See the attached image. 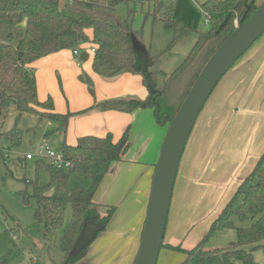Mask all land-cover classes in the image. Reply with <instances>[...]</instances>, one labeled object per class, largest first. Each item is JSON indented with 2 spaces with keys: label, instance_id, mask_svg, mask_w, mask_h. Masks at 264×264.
<instances>
[{
  "label": "trees",
  "instance_id": "obj_1",
  "mask_svg": "<svg viewBox=\"0 0 264 264\" xmlns=\"http://www.w3.org/2000/svg\"><path fill=\"white\" fill-rule=\"evenodd\" d=\"M124 1L129 0H0V24L9 29L4 41L0 42V117L11 108L17 111L18 120L25 114H36L41 121L57 124L56 131L66 134L72 114L53 112L51 101L39 102L37 80L30 66L61 51L74 52L91 44V48L96 49L92 55L93 69L97 74L106 78L126 73L140 75L148 91L144 100L111 99L96 107L125 113L151 109L160 125L169 126L185 99V96L181 98V94H185L182 88H191L210 57L236 29L235 21L243 23L259 7L257 0H209L203 4L201 8L208 19V31L199 34L184 62L165 78L164 72L156 67L164 54L150 55L144 69L131 35L117 20L116 6ZM24 23V28H18ZM166 24L175 33L174 43L192 34L177 21H167ZM211 45L215 50L207 55L201 67L203 54L209 52ZM193 73V81L189 84L187 80ZM161 77L164 82L160 85L158 79ZM81 80L93 93L92 80L82 76ZM37 107L51 110L40 112ZM21 142L22 136L17 129L0 133V144L10 151L19 147ZM130 146V129L127 128L118 140L108 134L103 138L83 137L75 147L65 143L60 150L73 161L70 169H59L52 163L38 161V170L48 174L49 184L40 186L34 182L33 194L24 193L22 196L27 204L35 201V219L41 225V239L48 252L55 233L64 224L68 205H71L73 214L59 242L64 259L52 264H77L87 256L90 246L74 252V244L86 224L96 223L102 227L95 239L107 229L117 207L108 206L102 214L95 196L111 166L124 160ZM0 159L5 163L8 160L3 152ZM72 175L90 180L91 187L87 190L71 189ZM51 186H55V193L46 194ZM236 220L247 226H237ZM227 229L236 231L237 241L227 248L208 249L209 240ZM162 249L184 253L181 264H258L253 252L256 249L264 252V153L195 247L187 250L182 245L164 243ZM49 254L52 257L51 251ZM0 264H8V260L3 257Z\"/></svg>",
  "mask_w": 264,
  "mask_h": 264
},
{
  "label": "rangeland",
  "instance_id": "obj_2",
  "mask_svg": "<svg viewBox=\"0 0 264 264\" xmlns=\"http://www.w3.org/2000/svg\"><path fill=\"white\" fill-rule=\"evenodd\" d=\"M208 1L209 0H151L149 2L148 0H129L119 3L116 6L115 14L124 30L131 35L135 48L139 53L143 68H146L150 55L157 57L158 55L164 54L162 59L157 61L156 67L164 72L166 78L187 58L195 46L199 34L208 31V19L201 8V6ZM258 1L261 2L262 0H257V2ZM167 21L179 22L181 25L190 29L192 34L174 43L175 33L167 26ZM236 23H238L237 20L235 21V26ZM7 27L8 26L5 24H0V42H3L4 38L9 33ZM20 27L24 28L25 23L18 28ZM260 41L261 39L257 41L246 54H248ZM88 46L90 48L92 47L91 44ZM213 50H215L214 46L211 45L209 52L203 54L205 57L203 56L201 67L204 65L206 58H208L207 55L209 53L211 54ZM241 59L238 63L241 62ZM238 63L229 74L238 66ZM193 76L194 73L187 80V83L190 84V82L193 81ZM227 79L228 78L225 77L220 82L219 86L208 100L193 129L181 161L179 179L176 182L177 184L175 185L172 200L173 205L169 220V228L167 229V239L170 241L171 238L175 236H182L177 243L180 242L178 245L181 244L183 248H190L195 243H198L199 240L203 239L202 236L209 224V221H206L207 217L205 218V215L210 209L215 208L212 217H215L218 213L220 216L224 203L232 196L231 194L235 192L234 190L238 180H235V177L231 180L230 177L233 175V171L239 170L240 168L245 170L251 164H255L264 153V115H262L260 116L261 123L255 132L251 128L252 123H245L243 133L248 131V136H241L239 133H233V131L231 134H225V128H221L218 134L219 140L211 142L209 147H206L204 150V152L210 150L211 152H205L202 155V158L206 161L204 168H202V175H197L194 181L193 178L195 174L191 171L187 176L188 178L185 179V174L192 169L194 164L195 150H197L195 143L200 136V127L208 115H213L212 108L219 104L218 100H220V93L229 83ZM158 82L160 85L163 84L164 77L159 78ZM190 89L191 88L187 86L183 87L182 92L185 94H181V98L183 96L186 97ZM179 96L180 94L178 97ZM235 112V108L229 109V117H233ZM256 115L257 114L254 116ZM17 117V111L12 108L4 116L0 117V133L7 134L13 129H17L22 136L21 145L12 150L10 155L11 158L8 159L6 163L0 159V259L5 257L8 260V264H52L54 261L59 263L64 259V254L59 247V242L73 218L71 205L67 207L63 226L57 230L53 238V243L50 244L51 257L49 254L50 251L48 252L46 244L43 243L41 239V225L38 224L35 219V201L32 200L30 204H27L22 195L24 193L33 194L34 188L32 183L34 182H38L40 186H47L49 184L48 174L44 170H38L39 160L35 158L28 161L25 160L24 156L29 153H36L42 144L52 149H61L64 141L55 127L49 126L48 120L41 121L38 115L32 113L25 114L20 120H18ZM154 118L157 122L156 116H154ZM157 124L159 123L157 122ZM156 136L157 140L158 133ZM146 137L147 136L141 139L138 146L132 150V154L129 153V160L134 158L135 151L138 153L140 152V148ZM216 148L217 152L215 155L214 150H216ZM260 150L263 152L258 156L257 154ZM222 151H229L225 158L221 156L223 155ZM146 152L149 160L152 159L153 155L151 153V148H149V150L146 149ZM212 153L214 159L210 161ZM143 157L145 158L144 163H146L148 157L147 155ZM144 167H148V165H144ZM206 171L207 173L203 174V172ZM110 173L111 172H109V174ZM140 173L139 171V175ZM109 174L104 184H102V188L106 192V208H108L107 205L117 207L116 214L112 220L114 219L115 221V217H117L116 219H124L129 216H134L138 209L136 205L132 203V201L135 200L128 198V191L132 186L122 191V185H117L122 181L117 182V180L112 178L115 173ZM139 175L135 176L138 177ZM189 176H193L192 179L189 178ZM91 185L92 182L84 177L78 175L71 176V189L82 188L87 190ZM122 192L127 196L123 197ZM54 193L55 186L49 187L46 192V194L49 195ZM185 193L187 196L184 200ZM102 209L104 208L101 206V212L103 211ZM236 224L237 226H245L240 224L238 220H236ZM104 232L101 233V237ZM98 239L99 236L91 244L89 252H91L92 247ZM236 241V231L234 229H227L220 231L217 235L212 237L209 240L207 248L212 250L223 249ZM102 243L103 241L101 242V249L103 250ZM165 245H167V243H165ZM248 249H250V247H248ZM171 252V256L167 259L169 262H175L178 257H180V261L184 258V253ZM165 253H167L166 250L161 252L158 264H168L167 261H165ZM253 254L258 264H264V252L262 250L256 249Z\"/></svg>",
  "mask_w": 264,
  "mask_h": 264
},
{
  "label": "crops",
  "instance_id": "obj_3",
  "mask_svg": "<svg viewBox=\"0 0 264 264\" xmlns=\"http://www.w3.org/2000/svg\"><path fill=\"white\" fill-rule=\"evenodd\" d=\"M257 3L261 5L264 3V0ZM90 50L91 48L87 46L84 52L88 54V58H85V60L82 59L83 53L78 57L74 55L72 50H64L33 63L30 68L36 76L39 102L46 103L51 101L53 112L72 114L66 134H63L59 130L57 131L63 138V145L66 143L75 147L83 137L94 136L103 138L108 134H112L114 139L118 140L127 128L130 129V149L123 161L116 162L111 166L110 169H113L108 174L115 173L112 178L117 180V182L122 181L117 184L119 186L122 185V191L132 186L128 191V198L135 200L132 203L136 205L138 210L132 217L129 216L124 219H116L117 217H115V221L113 219L110 222L102 237L101 235L99 236L91 252L88 251L87 256L77 264H134L142 239L153 177L167 135L168 126L157 124L154 112L151 109H138L131 113H125L112 110L105 111L97 108L96 106L101 102L111 99L144 100L148 96V91L140 75L126 73L116 78H106L97 74L93 69V55L90 53ZM81 76L92 80L93 93L89 85L84 80H81ZM226 77L229 83L220 93L219 104L212 108L213 115H208L200 127V136L195 143L197 150H195L194 164L192 169L185 174V179L188 178L187 176L191 171L195 174L194 181L197 175L201 174L206 162L202 158V155L205 152H211V150L205 152L204 150L206 147H209L211 142L219 140L218 134L221 128H225V134H231L233 131L235 134L239 133L241 136H248V131L243 133L245 123H252L251 128L254 132L259 127L261 123L260 116L264 115V112H262L264 111V36ZM232 108H235L236 112L233 117H229V109ZM37 110L48 112L51 108L44 109L37 107ZM255 114L257 115L254 116ZM48 124L55 127V129L58 128L55 123L53 124L49 121ZM157 133L158 139L156 140ZM145 136L147 137L140 148V152L135 151L134 158L129 160V153L132 154V150L138 146L141 139ZM149 148H151L153 155V158L150 160L146 152V149L149 150ZM214 151L216 155L217 148ZM262 152V150L258 151L257 155L259 156ZM213 153L210 161L214 159ZM228 153L229 151H222L223 155L221 156L225 158ZM144 155L148 157L146 163H144ZM256 163L251 164L245 170L240 168L233 171V175L230 177L231 180L234 177L235 180H238L234 194L240 184L253 171ZM144 165H148V167H144ZM139 171L141 172L140 175ZM207 171L203 172V174H206ZM108 174L105 176L95 196V202L99 205V211L101 212V206L104 208L102 209V214H105L106 211V192L102 188V184H104ZM135 175L139 176L136 177ZM192 177L189 176L191 179ZM178 179L179 173L177 181ZM234 194H231L232 196L224 203L222 210ZM122 196L125 197L127 195L122 192ZM184 196L185 200L187 194L185 193ZM214 209H210L205 215V218L207 217L206 221H209L205 231L206 234L209 231L210 225L219 216L218 213L215 217H212ZM205 233L202 236L203 238L206 236ZM181 237L175 236L168 241L166 231L165 243L178 246L180 242L177 243V241ZM102 241L103 250L101 249ZM198 243L184 249H192ZM164 250L167 251L165 253V261H167L172 252L167 249H162L161 252ZM184 259L185 255L181 261L180 257H178L175 262L167 261V263L181 264Z\"/></svg>",
  "mask_w": 264,
  "mask_h": 264
},
{
  "label": "water",
  "instance_id": "obj_4",
  "mask_svg": "<svg viewBox=\"0 0 264 264\" xmlns=\"http://www.w3.org/2000/svg\"><path fill=\"white\" fill-rule=\"evenodd\" d=\"M264 36V3L210 57L168 127L156 165L142 239L134 264H158L169 222L183 155L195 125L213 92L238 61ZM88 58L84 52L82 59ZM146 69V68H145ZM102 227L86 224L74 252L91 246Z\"/></svg>",
  "mask_w": 264,
  "mask_h": 264
},
{
  "label": "built area",
  "instance_id": "obj_5",
  "mask_svg": "<svg viewBox=\"0 0 264 264\" xmlns=\"http://www.w3.org/2000/svg\"><path fill=\"white\" fill-rule=\"evenodd\" d=\"M141 1V0H139ZM239 23H236V26ZM85 49L74 51V55L80 57L82 53H84ZM96 52L95 48H91L90 53L94 54ZM4 153V157L6 159H10L11 152L7 149L5 145L0 144V153ZM25 160L31 161L37 158L39 161H46L52 163L59 169H70L73 166V161L67 157L61 150H56L48 147L45 144H42L36 153H29L24 156Z\"/></svg>",
  "mask_w": 264,
  "mask_h": 264
}]
</instances>
